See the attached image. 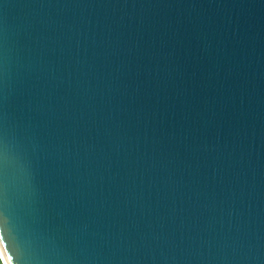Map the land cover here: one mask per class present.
Returning <instances> with one entry per match:
<instances>
[{
    "label": "water",
    "instance_id": "1",
    "mask_svg": "<svg viewBox=\"0 0 264 264\" xmlns=\"http://www.w3.org/2000/svg\"><path fill=\"white\" fill-rule=\"evenodd\" d=\"M3 264H264V0H0Z\"/></svg>",
    "mask_w": 264,
    "mask_h": 264
},
{
    "label": "trees",
    "instance_id": "2",
    "mask_svg": "<svg viewBox=\"0 0 264 264\" xmlns=\"http://www.w3.org/2000/svg\"><path fill=\"white\" fill-rule=\"evenodd\" d=\"M0 264H3L2 261H1V259H0Z\"/></svg>",
    "mask_w": 264,
    "mask_h": 264
}]
</instances>
